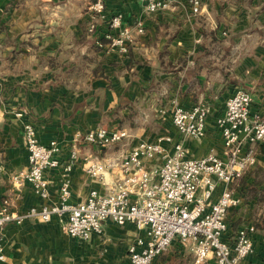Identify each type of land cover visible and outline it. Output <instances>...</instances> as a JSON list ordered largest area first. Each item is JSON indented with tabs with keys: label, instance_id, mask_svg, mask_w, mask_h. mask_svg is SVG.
<instances>
[{
	"label": "crops",
	"instance_id": "obj_1",
	"mask_svg": "<svg viewBox=\"0 0 264 264\" xmlns=\"http://www.w3.org/2000/svg\"><path fill=\"white\" fill-rule=\"evenodd\" d=\"M93 1L0 0V208L6 200L12 212L25 214L59 201L62 166L45 172V200L30 182L13 180L28 165L20 110L28 111L42 143L58 141L61 163L68 161L77 134L101 126L128 131L107 147L81 145L70 172L72 203L104 189L85 171V156L112 161L141 141L171 135L191 157L210 151L224 157L215 122L234 90L249 91L251 114H264V0H202L200 13L188 0H174L155 14L140 0H106L96 34L87 30L95 19ZM117 12L124 24L144 26L126 53L109 48L104 37ZM198 103L208 108L207 131L200 138L184 136L173 124L174 108ZM257 157L231 184L242 202L227 215V234L256 226L253 251L240 264H264V141ZM224 187L219 183L214 197ZM61 221L30 217L5 224L0 264H130L129 244L144 235L132 223L106 220L101 233L83 240L67 234ZM189 251L175 241L153 264H194Z\"/></svg>",
	"mask_w": 264,
	"mask_h": 264
},
{
	"label": "built area",
	"instance_id": "obj_2",
	"mask_svg": "<svg viewBox=\"0 0 264 264\" xmlns=\"http://www.w3.org/2000/svg\"><path fill=\"white\" fill-rule=\"evenodd\" d=\"M147 11L155 14L171 7L174 0H140ZM193 13H200L202 0H188ZM93 20L87 30L96 34V20L106 10V0L90 5ZM124 14L117 12L108 20L104 33L109 48L126 53L137 34L144 32L141 21L124 24ZM252 96L243 88H236L227 99L223 114L215 127L224 145V157L210 151L202 157H191L181 141L162 135L152 141H141L130 151L112 161L85 156V171L97 178L104 189H92L86 198L72 203L70 172L80 158L81 145L107 147L129 136L126 129L101 126L77 134L71 144L67 162L61 163L56 154L57 140L44 144L36 128L23 109L17 115L23 119V134L28 165L13 176V180L30 182L42 198L49 197V180L45 172L62 166L58 203H42L25 214H16L5 205L0 208V260L5 259L1 230L9 222H23L38 217L48 222L61 218L62 229L79 239H89L101 233L106 220L119 225L134 224L144 235L138 236L128 247L130 264H153L175 241L188 248L194 264L213 260L214 264H240L253 251L254 224L240 227L232 236L227 234V215L242 202L231 184L244 176L258 162L257 146L264 141V114L252 115ZM208 108L198 103L191 108L177 105L173 124L188 137L200 138L207 131ZM172 144V149L167 144ZM225 187L214 197L219 185Z\"/></svg>",
	"mask_w": 264,
	"mask_h": 264
},
{
	"label": "rangeland",
	"instance_id": "obj_3",
	"mask_svg": "<svg viewBox=\"0 0 264 264\" xmlns=\"http://www.w3.org/2000/svg\"><path fill=\"white\" fill-rule=\"evenodd\" d=\"M262 175H263V173H262ZM170 247H171V246H169V248H170ZM169 248H168V249H169ZM168 249H167V250H168ZM167 250H166V251H167ZM189 252H190V251H189ZM188 254H189V255H188L189 257L191 256V257L193 258L192 253H188ZM161 257H162V256H161Z\"/></svg>",
	"mask_w": 264,
	"mask_h": 264
}]
</instances>
